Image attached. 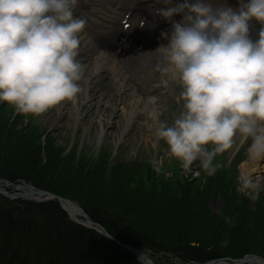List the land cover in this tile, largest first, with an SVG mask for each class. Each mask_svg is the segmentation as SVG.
<instances>
[{"label":"clouds","instance_id":"clouds-1","mask_svg":"<svg viewBox=\"0 0 264 264\" xmlns=\"http://www.w3.org/2000/svg\"><path fill=\"white\" fill-rule=\"evenodd\" d=\"M157 15L171 21L156 51L161 71L178 82L183 111L155 128L157 142L190 171L208 175L235 138L250 140V159L264 160V0H239V8L210 0H162ZM77 0H0V103L24 117H39L73 102L84 67L77 59L86 21L74 15ZM261 25L258 39L250 23ZM257 183L245 179L249 192ZM222 243L226 244L227 241Z\"/></svg>","mask_w":264,"mask_h":264},{"label":"rangeland","instance_id":"rangeland-1","mask_svg":"<svg viewBox=\"0 0 264 264\" xmlns=\"http://www.w3.org/2000/svg\"><path fill=\"white\" fill-rule=\"evenodd\" d=\"M221 1L223 0H210V3L219 6ZM140 2L151 4L152 7L157 6L156 11L151 14L165 7L162 0H140ZM173 2L177 3L181 0H173ZM227 6H230L229 2ZM103 55L107 56L108 53ZM157 59L154 65L156 69L153 71L141 68L120 72L127 85L125 94L129 95L130 87L141 99L138 108L141 114L133 118L134 124L131 126L125 124L123 117L116 122L117 116L120 117V114L123 116L127 108L122 104L114 105L115 95L110 99V104L115 110H111L112 105H110V108L99 113L95 107L89 108L84 103L75 105L69 102L61 103L39 117H24L15 113L12 106L0 103V119L5 120L6 128L12 129L17 135L21 134L13 139L17 142L25 139L29 140L28 142L34 140L37 144L22 152L19 149L11 151L9 146H4L1 135L0 154H5V164L0 167L4 166L12 171L21 170L20 173L28 177L32 183L42 186L45 184L62 200L69 202L78 200L90 207H98L95 209L96 214L102 215L99 220L112 232L126 238L137 240L142 234L133 232L131 223L127 220L117 224L112 221L113 219L104 217L103 212L107 211L99 207L106 209L114 207L113 209L118 212L114 213L115 218L126 215L129 212L128 208L132 206V200L138 193H143L141 189L146 192L152 189L151 179L155 182L153 188L155 190L152 193L162 197L163 200L185 198L191 202L194 212H197L196 205L201 207L204 203L213 216L230 212L236 230L242 234L248 230L249 234H256L258 226L264 225V160H259L258 168L244 178L243 167L251 160L247 154L250 140L236 137L233 148L216 157L215 173L208 175L199 167L198 162L190 171H184L180 162L169 155L167 145L163 141L157 142L155 135L150 137V134L155 132L154 130L151 132L152 128H156L160 122L170 125L183 111V101L179 100L181 88L178 82L161 71L163 62L160 55ZM152 86H155L156 90L153 94H149ZM148 102L151 106H147ZM112 115L116 116L114 120ZM113 122L117 125L116 129ZM101 132H103L102 136L98 140ZM144 135L148 138L143 139ZM18 152L25 153L28 157L27 162L18 159L21 156ZM245 179L257 183V188L251 192L245 190L243 188ZM5 182L9 183L5 191L12 194H16L17 185L28 184L39 191L30 182L21 179L17 180L15 185L9 180ZM53 201L58 204V211L62 215L57 216L55 207L46 202H31L26 198L5 201L1 195L0 208L9 210L11 221H17L20 219L17 210H21L19 202L24 206H26L24 202L36 206L44 204L43 209L41 208L43 220H53L55 224H67V227L74 230H77L76 227L86 228L77 223L81 218L78 221L71 219L61 209V202ZM241 221L242 225H240ZM76 236L78 239L81 237L78 231ZM247 245L261 246V242H248ZM121 249L123 254L129 252L127 249ZM143 251L145 252L142 253L152 264L189 263L179 259L174 252L157 253L147 249ZM135 261L138 262L136 257Z\"/></svg>","mask_w":264,"mask_h":264},{"label":"trees","instance_id":"trees-1","mask_svg":"<svg viewBox=\"0 0 264 264\" xmlns=\"http://www.w3.org/2000/svg\"><path fill=\"white\" fill-rule=\"evenodd\" d=\"M1 125L3 127L0 128V136L3 135L4 146H9V150L19 149L22 152L37 145L34 140L15 141L13 138H18L21 134L17 135L12 129H7V124L2 118ZM21 152H18L21 155L18 159L25 163L28 157ZM4 156L5 154H0V165L5 164ZM20 172L21 170L12 171L1 166L0 179L9 180L14 184L21 179L30 182L39 190L57 195L45 184L43 186L34 184ZM79 175L81 176L80 173ZM150 183L152 189L148 192L141 189L143 193H138L135 199L132 197L129 212L122 216L123 222L127 220L131 223L133 232L142 234L137 240L126 238L108 229L99 220L102 215L96 214L95 209L98 207H90L81 201L73 200L91 221L100 224L119 244L88 229L76 227L77 230H74L67 227V224L43 220L41 208L43 209L44 204L36 206L24 202L26 205L24 206L19 202L21 210H17L20 215L17 221L6 220L0 212V264H138L132 254L127 251L123 254L121 249L123 246L139 249L141 252H145L143 250L146 249L157 253L174 252L179 259L189 262L186 264H203L226 258L241 259L248 255L264 259V225H259L256 231L260 236L249 234L248 226L246 227L248 231L242 234L234 228L230 212L213 216L204 203L201 207L196 205L197 212H194L191 202L185 198L163 200L162 197L155 195L152 193L155 190L153 189L155 182L151 179ZM46 203L55 207L57 216L62 215L55 201ZM91 208L92 210L88 211ZM99 208L112 213L107 218L119 224L114 214L118 212L113 209L114 207ZM242 224L241 221L240 225ZM76 231L80 233L79 239ZM223 241L227 243L224 244ZM254 241H260L261 246L247 245L248 242Z\"/></svg>","mask_w":264,"mask_h":264},{"label":"bare ground","instance_id":"bare-ground-1","mask_svg":"<svg viewBox=\"0 0 264 264\" xmlns=\"http://www.w3.org/2000/svg\"><path fill=\"white\" fill-rule=\"evenodd\" d=\"M139 1L140 0H77V4L74 8V15L84 19L86 25L80 34V45L77 56V59L84 67V74L80 81L82 90L76 100L71 103L75 105L79 103L82 105V103H84L89 108L95 107L99 113L110 108L109 106L112 105L110 104V99L115 95L114 105L122 104L127 108L123 116L122 114H120V117L117 116L116 122H119L121 117H123V121L127 126L134 124L133 118L141 114L140 110H138L141 99L137 92L130 87L129 95L125 94L127 85L124 82L123 75H120V72L124 73L140 67L153 69L154 67L150 66V61L156 58V56L143 58L134 55L132 57H127L126 59L128 60H125L120 55H116L117 58H106L100 53L99 46H102V44L97 41V35L106 34L109 36V32L120 34L121 30L118 28V25L124 16L122 13L126 12L128 9H132L133 13L131 19H135L139 11L134 6ZM148 8L149 7L145 8L144 13H147ZM106 42H110L113 47L115 46L114 39L112 38L107 39ZM104 73L108 74L104 75ZM155 89V87L149 89V94H153ZM147 106H151V104L148 102ZM64 107L65 105L62 108L64 109ZM113 109L115 110V107L113 108L112 105L111 110ZM121 111H123V109ZM106 117L108 118L109 116L107 115ZM114 118H116V116L112 115V120H114ZM112 124L116 129V123L113 122ZM153 130L155 131V128H152L151 132ZM102 133L103 132L98 135V140H100ZM153 135L154 133L152 132L150 137H153ZM147 138L146 135L143 136V139ZM258 163L259 160L251 159L244 165V178L248 177L250 173L258 168ZM1 187L3 186L0 185V192L2 191ZM18 192H26L28 194L26 198L31 200H40V198H42L39 195H34L33 192L29 193L24 187H19ZM62 207L71 219L78 221L79 218H82V213L67 202L62 203ZM79 223H81V221H79ZM143 258L144 256L140 255V259ZM252 261L253 264L263 263V261L258 258H254Z\"/></svg>","mask_w":264,"mask_h":264},{"label":"water","instance_id":"water-1","mask_svg":"<svg viewBox=\"0 0 264 264\" xmlns=\"http://www.w3.org/2000/svg\"><path fill=\"white\" fill-rule=\"evenodd\" d=\"M1 184H3L4 186H8V184L6 183V182H4V181H0V185ZM27 191L30 193V192H33L34 194H40V195H45V196H47V197H49V198H56V197H54V196H52V195H50V194H48V193H46V192H41V191H37V190H34L31 186H27ZM0 194L1 195H3L5 198H19V199H23V198H25V196H27L28 194L27 193H16V194H9V193H4L3 191H1L0 192ZM57 200L59 201V202H62L63 200L62 199H60V198H57ZM77 209L82 213V216L86 219V221H87V223L89 224V225H92V226H94V228L97 230V232L99 233V234H101V235H103L104 237H107V238H109L108 237V234L99 226V225H97V224H93V223H91L89 220H88V218L86 217V215L83 213V211L79 208V207H77ZM2 214H3V216L5 217V218H7L8 220H10L11 219V217H10V215H9V210H2ZM110 215V213H105V216H109ZM118 221L120 222L121 221V218H118ZM109 239H111V238H109ZM131 252L132 253H134L135 255H136V252L135 251H132L131 250ZM254 259V257H246V258H244V259H242V260H239V261H234L235 263H237V264H251ZM142 264H144V263H142ZM207 264H214V262H210V263H207Z\"/></svg>","mask_w":264,"mask_h":264}]
</instances>
